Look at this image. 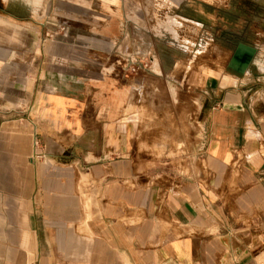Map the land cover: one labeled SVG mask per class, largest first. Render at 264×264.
Listing matches in <instances>:
<instances>
[{
    "label": "crops",
    "instance_id": "1",
    "mask_svg": "<svg viewBox=\"0 0 264 264\" xmlns=\"http://www.w3.org/2000/svg\"><path fill=\"white\" fill-rule=\"evenodd\" d=\"M116 20L41 44L34 78L0 86V264L242 263L264 242V41L144 124ZM140 143L181 146L194 173L149 180Z\"/></svg>",
    "mask_w": 264,
    "mask_h": 264
},
{
    "label": "rangeland",
    "instance_id": "2",
    "mask_svg": "<svg viewBox=\"0 0 264 264\" xmlns=\"http://www.w3.org/2000/svg\"><path fill=\"white\" fill-rule=\"evenodd\" d=\"M119 18L127 70L137 78L130 105L138 113L131 119L144 124L151 121L143 115L144 105H156L153 100L160 106L182 105L191 95V105L197 106L202 69L218 66L242 73L254 48L247 42L264 41V0H0V86L10 85L15 75L34 78L41 44L69 37L99 40L98 31ZM180 147L138 145L149 180L194 173L184 172L182 162L173 159ZM240 264H264V242Z\"/></svg>",
    "mask_w": 264,
    "mask_h": 264
},
{
    "label": "water",
    "instance_id": "3",
    "mask_svg": "<svg viewBox=\"0 0 264 264\" xmlns=\"http://www.w3.org/2000/svg\"><path fill=\"white\" fill-rule=\"evenodd\" d=\"M240 48H241V46L238 45V51L236 52V56L237 57H240L241 56L240 55V52H239V49ZM254 52H255V49L254 48H251V50L248 53L247 60L244 63H242V72H244L245 69L248 67V62L252 58V56L254 55ZM233 60L235 61V58H233Z\"/></svg>",
    "mask_w": 264,
    "mask_h": 264
}]
</instances>
